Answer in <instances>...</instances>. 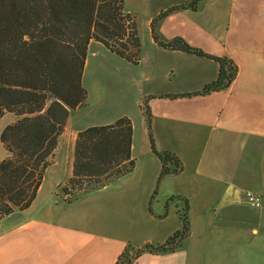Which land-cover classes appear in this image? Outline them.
Here are the masks:
<instances>
[{"label": "crops", "instance_id": "1", "mask_svg": "<svg viewBox=\"0 0 264 264\" xmlns=\"http://www.w3.org/2000/svg\"><path fill=\"white\" fill-rule=\"evenodd\" d=\"M129 2L125 10L133 15L136 3L152 9L150 21L181 5L157 23L161 39L182 37L230 59L238 75L221 90L186 95L217 79L216 59L164 47L151 27L141 33L138 64L93 39L83 75L88 101L68 118L67 126L81 114L72 149L66 154L59 144L30 207L2 219L0 264H117L129 243H165L183 228L184 210L190 230L180 246L144 252L136 264H231L242 251L249 257L264 249V205L242 199L245 191L264 196V0H204L197 8L193 0ZM145 107L157 149L183 166L160 182L162 161L152 149ZM125 115L133 121L134 169L70 201L61 186L73 173L78 132Z\"/></svg>", "mask_w": 264, "mask_h": 264}, {"label": "trees", "instance_id": "2", "mask_svg": "<svg viewBox=\"0 0 264 264\" xmlns=\"http://www.w3.org/2000/svg\"><path fill=\"white\" fill-rule=\"evenodd\" d=\"M126 0H0V117L15 113L0 139L6 155L0 161V223L17 209L33 203L54 162L60 138L71 112L87 103L83 75L91 41L134 64L141 60L142 39L136 16L126 12ZM204 0H193L197 8ZM172 6L151 21V33L164 47L212 57L220 63L217 79L193 94L228 87L238 75V65L193 47L182 37L161 39L159 20L181 8ZM165 96V95H164ZM176 97L177 95H170ZM146 108L153 151L162 161L161 178L179 173L183 166L172 153L157 149L151 132V110ZM133 121L125 115L116 121L91 125L78 132L74 142L73 173L61 186L70 201L86 185H106L136 165L132 155ZM158 186L152 196L157 193ZM185 211L183 228L165 243L128 244L117 264H136L144 252L174 251L188 235ZM133 252V253H132Z\"/></svg>", "mask_w": 264, "mask_h": 264}, {"label": "rangeland", "instance_id": "3", "mask_svg": "<svg viewBox=\"0 0 264 264\" xmlns=\"http://www.w3.org/2000/svg\"><path fill=\"white\" fill-rule=\"evenodd\" d=\"M129 3L135 5L134 0H130ZM136 5L138 6V11H137V14H135V16H136V19L138 22L140 36H141V33L143 35H146L149 33V30H150V22L151 21L149 19H150V16H151L153 11L150 8L143 7L141 4L139 6V4L136 3ZM141 39H142V36H141ZM83 79H84V76H83ZM86 84L88 86L90 84L88 74L86 76ZM87 90H88V88H87ZM88 94H89V92H88ZM87 101H88V98H87ZM80 115L81 114L78 112L73 115V118L69 123V126H66V129L60 138V148L66 154L69 153L70 150L72 149L71 147H72V144L74 141V132H75L76 128L79 126V124H82L81 123L82 121H79ZM17 118H18V116L13 112H7L4 116L0 117V134L3 130V128L7 124L17 120ZM4 154H5V148H4V146L1 142V139H0V160H2L1 158ZM62 154H64V153H62ZM100 186H101L100 184H96L93 186L86 185V188L90 189V188H95V187H100ZM62 193H64V192H62ZM247 258L249 261L243 263V261ZM236 262L238 264H240V262H241V264H264V249L256 248V249L252 250L249 257L247 254L243 253V251H242V253L240 255V260L238 258H236V260L234 262H232L231 264H237Z\"/></svg>", "mask_w": 264, "mask_h": 264}, {"label": "built area", "instance_id": "4", "mask_svg": "<svg viewBox=\"0 0 264 264\" xmlns=\"http://www.w3.org/2000/svg\"><path fill=\"white\" fill-rule=\"evenodd\" d=\"M243 201L253 207V208H262L264 205V196L262 193L254 192V191H245L242 194ZM185 210L182 212V216L184 215Z\"/></svg>", "mask_w": 264, "mask_h": 264}]
</instances>
